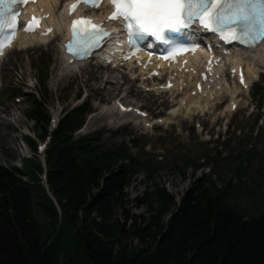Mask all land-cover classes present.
I'll use <instances>...</instances> for the list:
<instances>
[{"label": "trees", "instance_id": "16d2710c", "mask_svg": "<svg viewBox=\"0 0 264 264\" xmlns=\"http://www.w3.org/2000/svg\"><path fill=\"white\" fill-rule=\"evenodd\" d=\"M44 96L35 98L26 113L41 139L50 123ZM92 110L87 99L67 111L52 133L48 185L60 212L37 176L43 172L37 158L26 159L39 164L33 178L0 165V264H264V212L248 215L235 200L250 193L240 169L238 182L203 175L177 204L155 183L156 170L133 157L126 145L106 147L94 133L75 136ZM25 140L37 150L34 138ZM139 171L153 182V189L137 200L147 206V216L131 212L126 193ZM68 233L83 238L87 263L75 256L73 241L67 257L56 254L55 245ZM130 236L139 237L144 247L134 251L122 243Z\"/></svg>", "mask_w": 264, "mask_h": 264}, {"label": "rangeland", "instance_id": "374dc122", "mask_svg": "<svg viewBox=\"0 0 264 264\" xmlns=\"http://www.w3.org/2000/svg\"><path fill=\"white\" fill-rule=\"evenodd\" d=\"M40 55L44 56L39 58ZM7 58L0 76V165L18 168L26 174L24 178H33L34 165H39L38 162L43 170L46 168L47 155H37L28 146L25 137L36 139L35 121L27 118L26 113L32 95L37 90L41 92V88H47L45 90L52 91L48 97L44 96L49 114L54 111L63 113L64 110L65 113L79 102L77 99L80 96L82 99H91L94 111L76 137L98 133L100 141L106 147H114L123 142L133 147L132 140L136 138L135 146L138 148L132 149L134 153L137 152L136 158L145 166L149 165L151 170H156L155 183L160 188L165 187L177 204L194 181L203 175H213L218 182H238L236 171L240 169L245 182L244 190L250 193L236 195L235 200L248 215L254 211L264 212V95H254L264 89V76L260 79L259 87H254V92H246L238 98H227L226 94L222 105L213 107L212 111L204 115L203 108H210L208 104L202 108V103L195 108L179 105L186 107L185 112L188 113L185 114L182 108L175 105V102L180 101L181 95H161L163 97L160 98L144 93L122 73H107L108 69L94 65H82L68 71L63 62L61 46L56 43L46 49L28 52L14 50ZM51 61L49 70H44V62L47 66ZM34 66H39L41 70L37 72ZM250 68L257 70L254 66ZM47 74L51 75L49 82ZM107 77L117 81L119 86L105 84ZM229 89L230 92L235 91L233 85ZM119 98L128 104L144 105L153 116V119H148L150 125H138L142 119L135 117L133 113H119L112 104ZM233 99L238 103L236 113L230 111ZM170 101L173 102L169 103ZM219 102L221 100L218 98L215 104ZM171 104L175 107L169 106ZM256 106L261 107L259 114L262 120L259 123L255 120ZM179 109L182 112L178 114ZM195 110L203 113H194ZM172 112H176L174 116L178 119L171 116ZM173 121L177 124L170 125L169 122ZM38 139L49 144L48 138ZM35 158L37 163L35 160H26ZM39 174L37 176L42 180L43 172ZM152 189L153 182L148 180L146 172L139 171L137 179L126 189L132 213L147 216V206L138 205L137 200ZM54 203L60 212L59 204L56 201ZM75 237V233L64 234L55 245V252L63 260L67 257L68 243L73 241L75 256L81 260L84 258V263H87L83 238L79 241ZM122 243L129 248L134 247V251L144 247L136 236L123 239ZM57 247L61 248L60 252Z\"/></svg>", "mask_w": 264, "mask_h": 264}, {"label": "snow or ice", "instance_id": "6c2138e0", "mask_svg": "<svg viewBox=\"0 0 264 264\" xmlns=\"http://www.w3.org/2000/svg\"><path fill=\"white\" fill-rule=\"evenodd\" d=\"M26 2L0 0V54L6 47L3 39L15 38V31L10 37L3 36L5 29L17 27L18 12H13V6ZM80 2L77 0L69 10L74 11ZM83 3L98 8L102 0H83ZM109 3L114 9L108 16L109 21L122 22L121 29L127 34L128 43L137 50L139 42L146 37L170 44L173 38L166 33L191 36L200 31L211 32L226 43L237 41L251 47L264 43V0H109ZM24 30L34 31L35 27L30 22ZM72 34L66 47L79 57L90 55L93 49L112 38V33L102 24L88 17L72 21ZM196 47L173 44L171 53L195 51Z\"/></svg>", "mask_w": 264, "mask_h": 264}, {"label": "bare ground", "instance_id": "6f19581e", "mask_svg": "<svg viewBox=\"0 0 264 264\" xmlns=\"http://www.w3.org/2000/svg\"><path fill=\"white\" fill-rule=\"evenodd\" d=\"M59 3H61V2H59ZM44 4L47 5L51 9V11L53 13L54 6L57 4V2L56 1H53V0H46V1H44ZM53 15H54V13H53ZM32 41H33L32 39H27V38L24 37L23 39H20L16 45L23 46V45L32 43ZM248 52H250L251 54H253V55H251L249 57V59H252V61L254 63H257L259 65L264 64V49L262 48V46H258L257 48L249 49ZM231 56L232 55H229V56L225 57V60H224L225 63L227 62V60L229 58H231ZM235 63L244 64V62H243L242 59H237V61ZM255 74H256V72L251 71V76H254ZM251 76L248 74L249 82H250ZM186 77H188V76H186ZM186 77H184V78H186ZM184 78L182 80V83L183 84L185 83L184 82ZM104 83L105 84H111V85H114V86H119L118 85V82L115 81V80H113V79H111L110 77H107V79L104 80ZM179 83H180V80L177 81V85H179ZM189 88H191L190 91H189ZM205 88H206V91L203 92L202 94H199L198 93V90H196V84H194L192 86L191 85H188L186 87V89H183L182 86H176V89L175 90H170V92H174L175 93L176 90L177 91H181L182 94H183V96H181V99H180V102H181V105L180 106H187V107L195 108L197 106H200V103L202 101V98L205 97V96L207 98H205L204 101H210V98H208V97H210L211 94L213 95V88H214V86H212V89L211 88L208 89V86H205ZM115 89H117V88L115 87Z\"/></svg>", "mask_w": 264, "mask_h": 264}]
</instances>
